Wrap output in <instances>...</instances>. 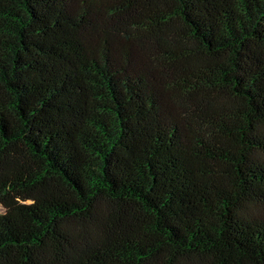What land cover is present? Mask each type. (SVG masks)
<instances>
[{
  "label": "trees",
  "instance_id": "obj_1",
  "mask_svg": "<svg viewBox=\"0 0 264 264\" xmlns=\"http://www.w3.org/2000/svg\"><path fill=\"white\" fill-rule=\"evenodd\" d=\"M0 264H264V0H0Z\"/></svg>",
  "mask_w": 264,
  "mask_h": 264
},
{
  "label": "rangeland",
  "instance_id": "obj_2",
  "mask_svg": "<svg viewBox=\"0 0 264 264\" xmlns=\"http://www.w3.org/2000/svg\"><path fill=\"white\" fill-rule=\"evenodd\" d=\"M3 212V208L0 206V214Z\"/></svg>",
  "mask_w": 264,
  "mask_h": 264
}]
</instances>
